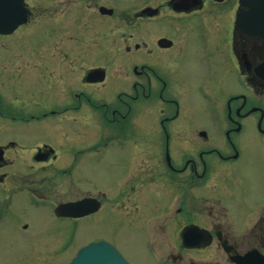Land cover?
Here are the masks:
<instances>
[{"label": "flooded vegetation", "instance_id": "1", "mask_svg": "<svg viewBox=\"0 0 264 264\" xmlns=\"http://www.w3.org/2000/svg\"><path fill=\"white\" fill-rule=\"evenodd\" d=\"M15 1L0 0L28 13L0 32V226L79 232L106 208L148 252L135 264L264 256V185L249 205L234 138L254 120L264 161V0ZM193 103L224 109L221 145ZM106 152L120 174L104 192L88 170ZM88 198L97 212L56 216Z\"/></svg>", "mask_w": 264, "mask_h": 264}, {"label": "rangeland", "instance_id": "2", "mask_svg": "<svg viewBox=\"0 0 264 264\" xmlns=\"http://www.w3.org/2000/svg\"><path fill=\"white\" fill-rule=\"evenodd\" d=\"M120 63L115 68H118ZM149 109L151 107H147L146 112ZM188 112L193 116L195 124L209 131L211 139L216 145L223 143L224 137L220 133L224 131L226 126L224 109H215L205 104L193 103L188 107ZM146 118L152 117L146 113L144 120ZM234 138L241 141L243 153V159L235 164V169L241 179L251 186V188H247L245 195L247 196V203L252 206L257 199L256 195L262 192L264 185V173H262L264 172V161L257 141L258 135L254 120L245 121L243 133L234 136ZM109 159L110 156L106 152V155L94 164L93 170H88L89 175L92 174L98 180V190L104 192L108 190L112 172L120 174L118 171L115 172L110 169L112 159L111 161ZM238 195L240 194L235 193L233 199L237 203ZM236 211L237 209L234 210V212ZM116 217L119 216L109 213L105 208L97 216L84 221L83 231L81 229L79 232H77V227L69 221L52 218L47 219L49 221L46 222L50 227L49 231L46 228L27 233L13 231L10 229V224L5 223L0 226V264H68L78 252L74 246L84 245L90 239L101 238L118 245L130 260L137 263L142 261L148 252L138 250L131 243V235L127 234L129 230L125 229L124 223L122 226L120 224L118 226Z\"/></svg>", "mask_w": 264, "mask_h": 264}, {"label": "water", "instance_id": "3", "mask_svg": "<svg viewBox=\"0 0 264 264\" xmlns=\"http://www.w3.org/2000/svg\"><path fill=\"white\" fill-rule=\"evenodd\" d=\"M20 4L21 1L19 0ZM15 18L13 19L14 27L16 28L18 25L22 24L26 21L27 15L26 12L22 11H13ZM264 31V27L261 28ZM92 203L90 200H85L81 203L67 204L60 206L57 210L59 216H80L79 210L81 204ZM96 206H93L94 210H97ZM79 207V210H78ZM89 213V212H87ZM1 219V215H0ZM251 256L248 255V258L245 259L244 263L249 264ZM261 264H264V260H260ZM69 264H133L130 260H128L116 247L107 243V242H99L92 243L84 248H82L77 256L69 263ZM240 264V263H239Z\"/></svg>", "mask_w": 264, "mask_h": 264}]
</instances>
